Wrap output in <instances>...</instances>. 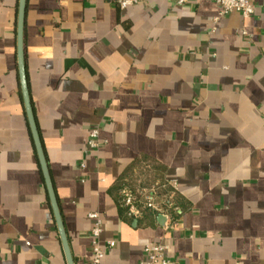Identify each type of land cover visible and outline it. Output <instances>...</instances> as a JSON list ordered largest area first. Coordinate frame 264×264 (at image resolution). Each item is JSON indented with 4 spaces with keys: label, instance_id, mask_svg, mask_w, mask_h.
<instances>
[{
    "label": "crops",
    "instance_id": "crops-1",
    "mask_svg": "<svg viewBox=\"0 0 264 264\" xmlns=\"http://www.w3.org/2000/svg\"><path fill=\"white\" fill-rule=\"evenodd\" d=\"M19 2L0 0V264H67L21 91ZM252 3L216 23L215 0H27L31 100L75 264H93L94 212L103 264H144L153 243L173 264H264V0ZM122 181L176 183L175 209L127 216Z\"/></svg>",
    "mask_w": 264,
    "mask_h": 264
},
{
    "label": "built area",
    "instance_id": "built-area-1",
    "mask_svg": "<svg viewBox=\"0 0 264 264\" xmlns=\"http://www.w3.org/2000/svg\"><path fill=\"white\" fill-rule=\"evenodd\" d=\"M121 9L132 5L147 2L148 0H115ZM177 5H186L194 0H169ZM220 11L215 17V22L231 14L237 13L244 18H249L255 13V7L252 0H215ZM99 129H94L90 134L89 145L92 149L100 147ZM178 185L173 182L155 183L150 186H138L135 189L125 187L122 190V196L128 214L132 218L138 219L143 216L146 210L166 213L174 208V199ZM167 215V214H166ZM93 220L92 237H93V264H103L105 250L101 245V236L103 232V220L99 213H90ZM107 246L113 248L116 246V240L112 239L107 242ZM148 260L144 264H173L165 256V247L161 243L149 244L146 247Z\"/></svg>",
    "mask_w": 264,
    "mask_h": 264
},
{
    "label": "water",
    "instance_id": "water-1",
    "mask_svg": "<svg viewBox=\"0 0 264 264\" xmlns=\"http://www.w3.org/2000/svg\"><path fill=\"white\" fill-rule=\"evenodd\" d=\"M26 6L27 0H20L17 18V56L18 70L21 84L22 96L25 104V111L29 122L30 130L33 136L34 145L36 148L38 160L40 163L42 175L46 185L50 205L57 224L60 240L64 249L67 264H75L72 250L70 248L68 235L66 232L65 222L62 216V211L58 196L56 193L52 174L48 165L45 148L39 132L33 103L31 100L30 88L28 83L26 61H25V22H26Z\"/></svg>",
    "mask_w": 264,
    "mask_h": 264
},
{
    "label": "trees",
    "instance_id": "trees-1",
    "mask_svg": "<svg viewBox=\"0 0 264 264\" xmlns=\"http://www.w3.org/2000/svg\"><path fill=\"white\" fill-rule=\"evenodd\" d=\"M125 187H129V188L135 189V188H137L138 186H134V185L128 183V181H122V183H120L119 186L117 187V190H118V191H117V192H118V203H119V205H120V208L122 209V211L125 212V214H126L127 216H129V214H128V209H127V207L125 206V201H124V198H123V196H122V190H123ZM175 207H176V205H174V208H173V209H175ZM129 217H131V216H129ZM131 218H132V217H131Z\"/></svg>",
    "mask_w": 264,
    "mask_h": 264
}]
</instances>
